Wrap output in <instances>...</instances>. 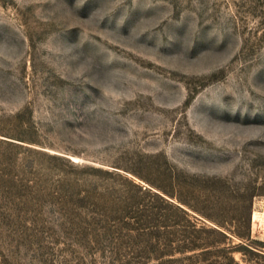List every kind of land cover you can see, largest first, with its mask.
Segmentation results:
<instances>
[{
	"label": "rangeland",
	"instance_id": "1",
	"mask_svg": "<svg viewBox=\"0 0 264 264\" xmlns=\"http://www.w3.org/2000/svg\"><path fill=\"white\" fill-rule=\"evenodd\" d=\"M0 264H264V0H0Z\"/></svg>",
	"mask_w": 264,
	"mask_h": 264
}]
</instances>
